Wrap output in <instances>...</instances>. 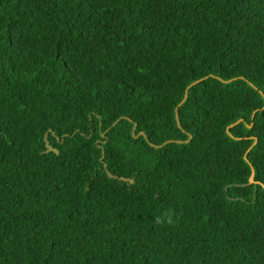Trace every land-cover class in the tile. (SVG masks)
Returning a JSON list of instances; mask_svg holds the SVG:
<instances>
[{
  "label": "trees",
  "instance_id": "16d2710c",
  "mask_svg": "<svg viewBox=\"0 0 264 264\" xmlns=\"http://www.w3.org/2000/svg\"><path fill=\"white\" fill-rule=\"evenodd\" d=\"M0 264H264V0H0Z\"/></svg>",
  "mask_w": 264,
  "mask_h": 264
},
{
  "label": "water",
  "instance_id": "95a60500",
  "mask_svg": "<svg viewBox=\"0 0 264 264\" xmlns=\"http://www.w3.org/2000/svg\"><path fill=\"white\" fill-rule=\"evenodd\" d=\"M206 78H208V77H207V76L202 77V78H200V79L194 81L190 86H192V85H194V84H196V83H198V82H201V81L205 80ZM228 81H232V79H229ZM190 86H189V87H190ZM189 87L187 88L186 93H185V97H184V99L182 100V102H181L180 104H182V103L187 99L188 94H189V90H188ZM179 106H180V105H179ZM177 110H178V107H177ZM255 112H256V111H255ZM255 112H254V114H253V118L255 117ZM178 118H179V117H178V113H177V119H178ZM241 120H242V119L238 120L236 123L232 124L231 126H234L235 124L239 123ZM136 128H137V125H136L135 128H134V134H136ZM228 132L230 133V127H228ZM230 134H231V133H230ZM140 135H145V133H144L143 131H141L140 134L137 135V137H139ZM231 135H232V134H231ZM46 139H48V138H46ZM256 141H257V140H255L254 143H256ZM47 147H48V150H49V151H51V150H55L56 152H59V150H58L57 148H54V147L50 144L49 140H48V142H47ZM250 148H251V147H250ZM248 152H249V149H248ZM248 152H247V153H248ZM247 153H246V155H245V158H246L247 161H248ZM248 162H249V161H248ZM110 175H111V174H110ZM111 176H114V175L112 174ZM255 177H256V171H255L254 167L252 166V173H251V176H250V179H249V183H250V184H252V183H257V184H258V183H259V181L255 180ZM120 179H122V180H128V178H125V177H120Z\"/></svg>",
  "mask_w": 264,
  "mask_h": 264
}]
</instances>
